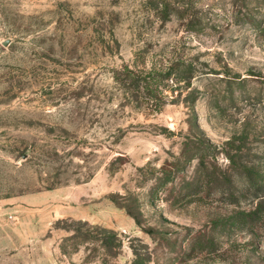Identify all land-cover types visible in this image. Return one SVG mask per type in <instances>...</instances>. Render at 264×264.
<instances>
[{"label": "rangeland", "instance_id": "obj_1", "mask_svg": "<svg viewBox=\"0 0 264 264\" xmlns=\"http://www.w3.org/2000/svg\"><path fill=\"white\" fill-rule=\"evenodd\" d=\"M247 183L264 0H0V264H264Z\"/></svg>", "mask_w": 264, "mask_h": 264}, {"label": "trees", "instance_id": "obj_2", "mask_svg": "<svg viewBox=\"0 0 264 264\" xmlns=\"http://www.w3.org/2000/svg\"><path fill=\"white\" fill-rule=\"evenodd\" d=\"M134 73L133 71H131L128 68H124L122 71H116L115 72V81L116 82H121V83H126L128 85V87L134 91H136L137 86H136V82H138L137 80H135L134 78ZM123 77V78H121ZM135 88V89H134ZM245 195L248 199L251 200V202L255 203L256 202V208L260 209L262 207V204L264 203L263 201H261V194H264V187L263 185H259V186H251L249 185V183H247L246 185V190H245ZM241 195V194H239ZM240 200H242L240 198Z\"/></svg>", "mask_w": 264, "mask_h": 264}]
</instances>
